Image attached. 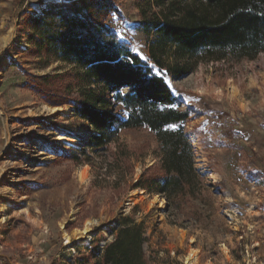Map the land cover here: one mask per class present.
Here are the masks:
<instances>
[{
    "label": "rangeland",
    "instance_id": "1",
    "mask_svg": "<svg viewBox=\"0 0 264 264\" xmlns=\"http://www.w3.org/2000/svg\"><path fill=\"white\" fill-rule=\"evenodd\" d=\"M45 1L0 0V203H11L0 224V262L95 264V250L112 242L116 224L129 217L134 224L143 223L149 264H185L192 238L201 251L198 264H264V54L254 60L228 56L202 62L174 81L151 62L148 39L137 29L139 0L119 1V15L110 20V28L119 42L164 77L181 107L193 111L186 130L195 168L204 186L211 184L207 201L182 210L168 204L160 211L137 202L124 212L143 174L161 163V147L153 133L124 131L110 145L116 156L87 150L86 163L78 151L91 133L87 124L77 121L67 106L53 117L39 113L49 104L27 86L28 74L62 75L73 68L28 52L24 20L38 14ZM9 32L13 41L4 44ZM230 83L238 96H232ZM65 109H71V116ZM61 137L73 139L79 148ZM72 155L82 161L70 159ZM84 166L90 169L86 184L78 177ZM146 194L148 199L154 196ZM88 220L95 223L90 244L74 239L66 244L63 231L71 234ZM178 230L186 232L182 244L176 242Z\"/></svg>",
    "mask_w": 264,
    "mask_h": 264
},
{
    "label": "trees",
    "instance_id": "2",
    "mask_svg": "<svg viewBox=\"0 0 264 264\" xmlns=\"http://www.w3.org/2000/svg\"><path fill=\"white\" fill-rule=\"evenodd\" d=\"M119 1L46 0L38 14L26 17L28 52L73 67L62 75L28 74L27 86L51 106L70 107L75 119L87 124L91 133L78 151L84 162L87 150L116 156L110 145L124 131L150 132L161 147V163L143 174L135 189L163 195L174 210L205 202L211 184L205 187L195 168L186 130L193 111L181 107L155 68L179 81L202 62L256 59L264 54V0H139L137 29L148 39L155 68L110 28ZM116 226L113 241L95 250V264H149L143 223L125 217Z\"/></svg>",
    "mask_w": 264,
    "mask_h": 264
},
{
    "label": "bare ground",
    "instance_id": "3",
    "mask_svg": "<svg viewBox=\"0 0 264 264\" xmlns=\"http://www.w3.org/2000/svg\"><path fill=\"white\" fill-rule=\"evenodd\" d=\"M12 37H13L12 33L9 32L6 35H4V37L2 38V42L4 44H8L12 40ZM229 89H230L233 97H236L239 95L238 89L234 84L230 83ZM62 111H63V109L61 107H52V106L43 104L41 106L39 113L41 115H48V116L53 117L54 115H57L58 113H60ZM65 112H66V116H68V117L71 116V113H72L71 109H67ZM61 138L63 140L69 141V143L72 144V146H74L75 148H79L77 145H75V142L72 141L73 139L70 140V139H67V137L66 138L61 137ZM192 141H193L194 146H195L196 154L201 155V150L197 144L196 137H192ZM89 170H90L89 167L84 166L78 172L79 181L82 184H86L88 182L89 177H90ZM213 176H215V175H213ZM137 202H147L148 208H150V209L157 208L160 211H163L167 208V201L162 196L154 195L153 197L148 199L146 192L139 189V190L132 191L130 193L127 201L124 204L123 209L125 210V212H127ZM10 207H11V203L9 201H4V202L0 203V224L4 221V216L6 215V212ZM94 225H95V223L93 221L88 220L84 224L83 228L75 229L71 234L67 233L66 231H63L64 232V235H63L64 241L66 242V244H70L72 239H74L75 241L80 242L82 245L88 246L91 242V239H92L91 233H92V227ZM61 227L63 229V225H61ZM250 229L252 230V228H250ZM185 234H186L185 231L178 230L176 232V242L182 244L184 242V239H185ZM195 243H196V240L194 238H192L190 241V245L188 247V252H187L186 256L184 257L185 264H198L201 251L199 249L193 247V245ZM223 251H224L226 256L229 255V250L227 249L226 246H223Z\"/></svg>",
    "mask_w": 264,
    "mask_h": 264
},
{
    "label": "water",
    "instance_id": "4",
    "mask_svg": "<svg viewBox=\"0 0 264 264\" xmlns=\"http://www.w3.org/2000/svg\"><path fill=\"white\" fill-rule=\"evenodd\" d=\"M58 114L60 115V114H62V112H60V113H58ZM190 142H191V141H190ZM167 205H168V203H167ZM167 207H168V206H167ZM124 212H125V210H124Z\"/></svg>",
    "mask_w": 264,
    "mask_h": 264
},
{
    "label": "built area",
    "instance_id": "5",
    "mask_svg": "<svg viewBox=\"0 0 264 264\" xmlns=\"http://www.w3.org/2000/svg\"><path fill=\"white\" fill-rule=\"evenodd\" d=\"M0 264H2V263L0 262Z\"/></svg>",
    "mask_w": 264,
    "mask_h": 264
}]
</instances>
